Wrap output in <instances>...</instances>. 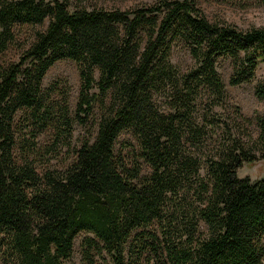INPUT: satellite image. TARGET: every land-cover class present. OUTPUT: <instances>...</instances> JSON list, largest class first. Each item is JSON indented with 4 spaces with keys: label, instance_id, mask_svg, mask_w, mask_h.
Here are the masks:
<instances>
[{
    "label": "trees",
    "instance_id": "16d2710c",
    "mask_svg": "<svg viewBox=\"0 0 264 264\" xmlns=\"http://www.w3.org/2000/svg\"><path fill=\"white\" fill-rule=\"evenodd\" d=\"M72 1L0 0V53L14 44V26L47 20L17 63L0 65V264H63L79 233L91 236L81 264L264 262V173L236 176L242 165L264 166V79L254 87L262 109L247 119L226 108L217 70L228 60V85L250 82L264 62V29L209 23L183 0L128 11ZM178 44L192 62L183 72L169 62ZM61 60L77 67L73 115L41 87ZM18 111L28 112L29 149L39 130L64 147L74 125L96 132L65 167L39 175L16 142ZM124 132L136 147L127 145V160L114 152Z\"/></svg>",
    "mask_w": 264,
    "mask_h": 264
},
{
    "label": "rangeland",
    "instance_id": "374dc122",
    "mask_svg": "<svg viewBox=\"0 0 264 264\" xmlns=\"http://www.w3.org/2000/svg\"><path fill=\"white\" fill-rule=\"evenodd\" d=\"M156 0H80L79 4L86 9H115L119 11H128L136 8H145L153 5ZM175 1V0H166ZM180 1V0H177ZM192 3L194 8L209 22L224 23L239 30H247L249 28L264 29V0H183ZM71 6L73 1L70 0ZM70 6V7H71ZM47 20L41 26L20 25L14 26L12 29L15 42L5 51L0 53V65L9 66L17 63L21 56L20 45L31 39L34 31L41 32L45 30ZM169 62L177 67L180 72L188 70L192 66V62L181 44L173 46L170 51ZM218 73L224 84L226 93V107L230 112L233 108L247 119H252L262 109V102L254 95V87L260 80L264 79V62L259 63L254 74V78L247 83L238 86H229L227 80L229 78L231 68L228 60H222L218 65ZM94 78L97 73L94 72ZM78 75L76 65L69 60H61L52 65L45 73L41 87L50 89V101L56 106L67 107L70 115H73L77 92H78ZM13 127L16 136V142L24 141V151L33 159L34 167L39 175L45 170H61L73 157V149H76L81 141L85 138L92 139L95 135L96 128L90 122L85 127L74 125L72 127V135L68 147L60 144L54 145L52 130L50 128L36 131L34 134V148H27L31 145L29 130L31 129L28 112L18 111L13 117ZM250 132L254 136L256 129L254 124L249 125ZM23 139V140H22ZM27 145V146H26ZM135 149V141L129 132L121 133L115 143L114 152H120L125 160L131 156L130 147ZM12 156L18 161L20 152L16 144L12 150ZM264 166L262 161H256L251 165H242L236 172L238 178H247L250 182H254L262 178ZM156 225L153 224L147 228L136 229L130 238L143 236L142 232L155 230ZM135 235V236H134ZM91 237L86 233H79L73 240L72 253L68 261L63 264H81L80 262V244L81 241ZM150 264H161L160 261L151 258ZM261 264H264L262 262Z\"/></svg>",
    "mask_w": 264,
    "mask_h": 264
}]
</instances>
